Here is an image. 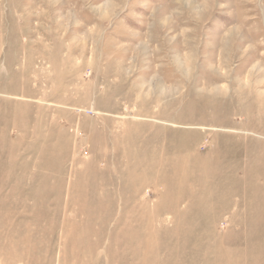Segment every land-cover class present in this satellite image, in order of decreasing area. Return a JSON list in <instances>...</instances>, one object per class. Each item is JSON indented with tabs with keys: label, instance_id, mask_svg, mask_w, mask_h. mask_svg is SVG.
<instances>
[{
	"label": "rangeland",
	"instance_id": "1",
	"mask_svg": "<svg viewBox=\"0 0 264 264\" xmlns=\"http://www.w3.org/2000/svg\"><path fill=\"white\" fill-rule=\"evenodd\" d=\"M0 264H264V0H0Z\"/></svg>",
	"mask_w": 264,
	"mask_h": 264
}]
</instances>
